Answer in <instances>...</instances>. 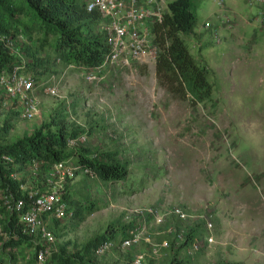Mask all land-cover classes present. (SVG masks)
<instances>
[{"label": "rangeland", "instance_id": "374dc122", "mask_svg": "<svg viewBox=\"0 0 264 264\" xmlns=\"http://www.w3.org/2000/svg\"><path fill=\"white\" fill-rule=\"evenodd\" d=\"M171 1L161 0L164 12ZM194 7L195 36L183 41L211 87L209 100L197 105L159 88L154 62L107 68L86 80V72L56 59L52 38L42 42L40 35L32 34L11 42L22 65L20 73L33 80L37 114L27 121L14 109L2 108L0 146L42 128L55 132L62 122L67 134L86 138L79 146L66 147L74 169L73 177L62 184L70 198V216L53 228L56 245L46 264H59L63 258L77 264H131L141 252L148 257L144 264H168L172 259L189 260L187 264H264V2L222 0L218 6L214 0H202ZM206 22L217 30V40L202 28ZM6 122L8 133L3 132ZM84 151L103 162L107 156L116 157L127 167L124 181L103 183L80 173L75 158ZM21 171V192L59 184L48 167L35 174ZM90 204V213H85L81 208ZM160 207H180L189 216L174 223L184 233L196 229V253L190 244L181 246L164 236L148 240L151 245L172 241L156 256L143 242L121 248L126 232L136 226L135 212ZM75 209L80 210L78 217L72 214ZM3 215L0 209V225ZM198 217L211 222L210 231L204 224L196 226ZM109 230L115 234L108 241L111 250L97 258L92 242L110 236ZM207 237L212 238L209 245ZM4 241L1 261L11 264L17 255L28 263L29 245L2 247ZM35 242L29 239L31 245Z\"/></svg>", "mask_w": 264, "mask_h": 264}, {"label": "trees", "instance_id": "16d2710c", "mask_svg": "<svg viewBox=\"0 0 264 264\" xmlns=\"http://www.w3.org/2000/svg\"><path fill=\"white\" fill-rule=\"evenodd\" d=\"M195 1L199 3L202 0L169 2L162 21L155 24L152 30L157 48L154 59L156 85L170 97L176 100H188L191 105L202 104L208 101L211 95V87L204 71L196 65L183 41L184 38L195 36L197 19ZM85 7L84 0H0V37L10 44L19 37L28 39L32 34L40 35L42 42L50 37L53 39L56 59L63 65L81 70L98 67L103 63L108 49L104 36L99 31L96 32L99 24L98 15L94 12H86ZM4 42H0V75L7 73L13 66L22 67L21 62L9 51ZM0 110H2L1 96ZM9 129L8 122L4 123L3 132L8 133ZM43 129L45 128L13 144L0 146V156H10L16 166L15 171H24V166L30 161L43 163L48 168L61 162H69L71 154L66 152L67 141L77 139V134L75 132L71 135L67 134L63 122L55 132L47 130L44 132ZM75 160L77 170L87 171L103 183L123 182L127 175V167L118 162L116 157L107 156V160L103 162L84 151L76 154ZM8 172L6 167L0 164V190L9 191L26 204L27 193L19 190L20 183L17 180L6 176ZM64 190L66 191V187ZM69 199L66 193L64 200L67 209L71 205ZM91 207L90 204L81 209L85 213H90ZM79 212V209H75L72 214L78 217ZM171 221L178 223L175 219ZM57 224L58 221L52 222L48 229L53 233V228ZM200 224L202 225L203 222L197 223L196 226ZM0 228L6 239L2 247L15 249L26 245L36 246L31 245L29 239H32L22 233L15 214H10L8 220L4 219ZM193 230L196 229L185 232V242H182L181 246L190 243L194 235ZM108 233L110 236L107 238L104 235L95 239L92 242L94 247L115 237L112 231L109 230ZM126 237L127 232L122 240ZM5 239L0 237V243ZM170 242L172 241H169V245ZM94 256L96 257L95 250ZM74 261L63 258L59 264H77ZM186 261L189 263V260ZM186 261L172 259L168 264H187Z\"/></svg>", "mask_w": 264, "mask_h": 264}, {"label": "built area", "instance_id": "2783aa9c", "mask_svg": "<svg viewBox=\"0 0 264 264\" xmlns=\"http://www.w3.org/2000/svg\"><path fill=\"white\" fill-rule=\"evenodd\" d=\"M214 1L218 6H221L222 0ZM257 1L264 2V0ZM85 10L98 15V31L104 36L108 49L100 66L82 69V72H86L83 73L86 80L107 68L130 69L136 65H148L154 62L157 48L152 30L155 24L162 21V17L166 13L163 11L161 0H89ZM211 26L213 24L206 22L202 28L206 31L210 30L212 38L217 40V30H212ZM0 42H4L1 37ZM4 43L13 54L11 44ZM21 69L20 66H13L7 73L0 75L2 108L14 109L18 112L19 117L32 121L37 114L35 86L31 78L20 73ZM45 93L52 95V90L46 89ZM84 141L86 138L81 136L74 140H68L67 146L76 147ZM0 164L6 167V171H9L6 175L9 179H19V172L14 170L16 166L10 156H0ZM41 167H46V165L30 161L24 166V172L35 174ZM49 168L59 184L53 187L45 184L44 189L28 193L26 204L9 191L0 190V209H3L4 212L3 219L8 220L10 214H15L22 233L36 241V246L28 249L26 257L28 263H21L16 255L11 264H46L56 245V239L48 226L54 221L60 222L70 216L64 200L66 193L62 184L66 179L73 177L74 169L69 165V162H61ZM80 173L93 177L87 171ZM135 214V228L127 231V237L120 242L123 250L143 242L149 246V254L156 256L159 251L169 249L170 245L166 239H163L159 245H151L148 241L151 236L172 237L177 243L184 242L185 233L171 221L175 219L178 222H185L189 219L182 208L174 207L169 210L162 207L149 208L137 210ZM200 222H203L204 227L210 231L211 222L207 218L198 217L197 223ZM0 237L5 239L1 228ZM197 243L196 239L189 243L192 253H196L200 249ZM206 243L207 245L211 244L212 238L207 237ZM111 247V243L108 241L100 243L95 249L96 257H103L111 250ZM146 258L148 257L145 253L141 252L132 259L131 264H144ZM1 260L0 264H6Z\"/></svg>", "mask_w": 264, "mask_h": 264}, {"label": "crops", "instance_id": "0c3cea01", "mask_svg": "<svg viewBox=\"0 0 264 264\" xmlns=\"http://www.w3.org/2000/svg\"><path fill=\"white\" fill-rule=\"evenodd\" d=\"M233 8H236V6L234 5Z\"/></svg>", "mask_w": 264, "mask_h": 264}]
</instances>
